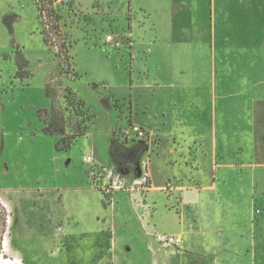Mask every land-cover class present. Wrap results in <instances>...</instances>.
I'll return each instance as SVG.
<instances>
[{
  "label": "rangeland",
  "instance_id": "374dc122",
  "mask_svg": "<svg viewBox=\"0 0 264 264\" xmlns=\"http://www.w3.org/2000/svg\"><path fill=\"white\" fill-rule=\"evenodd\" d=\"M54 16L46 29L35 0H0V264H181L188 251L154 236L198 228L201 264H264L262 51L215 62L207 45L170 46L156 18L130 51L128 0H71ZM108 174L122 190L105 193Z\"/></svg>",
  "mask_w": 264,
  "mask_h": 264
},
{
  "label": "crops",
  "instance_id": "0c3cea01",
  "mask_svg": "<svg viewBox=\"0 0 264 264\" xmlns=\"http://www.w3.org/2000/svg\"><path fill=\"white\" fill-rule=\"evenodd\" d=\"M152 18L165 20L166 27L169 29L171 35L166 42L169 45L171 44L170 46L175 47L177 44H198L205 47L207 45L215 62L217 58L215 54L219 53L223 55L225 53L227 57L226 53L229 54L231 51L230 57L235 58V68H237L236 62L238 57L244 56L240 51L244 52L247 50V53L251 52L249 55L253 56V50L257 48L262 51L261 55L259 53L257 55L261 58L262 63H264V0H128L129 30L125 39L130 40H128L126 46H123L129 47L130 51H132L136 42H144L147 37L145 33L146 29L148 27V30L152 27L154 29ZM154 38L156 37L153 36V45L156 44ZM233 51H235V54H233ZM218 61L220 62H218L219 66H221L222 58H218ZM51 67L47 66L48 73L44 80V85L48 90L50 98L53 90L59 88L55 84L57 78H52L53 70ZM131 104L130 113L133 122ZM259 204L263 214L264 203L259 201ZM261 217L263 216L261 215ZM262 222L264 221L260 219L255 229ZM184 230L178 234H170L180 237L182 241L180 248L170 251L173 254L171 256L176 257L180 255L181 249L185 250V252L187 250L188 253H184L185 256L188 257L189 252L196 253L195 256L197 258L193 264H201L204 256L200 253V248L202 247L199 246V242L197 241L198 236L201 235L200 229L198 228L197 238L194 237V239L190 240L185 238ZM261 233L258 232L259 241L264 239V231ZM254 240L258 243L256 237H254ZM255 242H253V246L255 245V252H253L254 259L255 253L258 254ZM185 256L183 261L179 259L181 260V264H184L188 260ZM215 264H218V262L216 261Z\"/></svg>",
  "mask_w": 264,
  "mask_h": 264
},
{
  "label": "built area",
  "instance_id": "2783aa9c",
  "mask_svg": "<svg viewBox=\"0 0 264 264\" xmlns=\"http://www.w3.org/2000/svg\"><path fill=\"white\" fill-rule=\"evenodd\" d=\"M71 0H35V5L38 9L40 20L44 26V28L48 29V21L50 18L55 17L54 12H56L57 8H64V6H70ZM123 40L120 37H114L112 35H107L105 42L107 44H112L115 48H120L123 45ZM130 131L135 133L137 139L141 142H148L150 140V134L147 131L142 129L137 125H131ZM84 163L94 165V158L91 155H87L83 158ZM145 164H143V168L145 169ZM103 171H107L106 168ZM104 172L98 171H91L90 177L91 182L102 181ZM105 177V176H104ZM110 174H108L106 178V182L103 183V189L105 193L113 194L115 191L122 190L121 186L117 181H113L112 185L110 186ZM138 184H145L146 183V173L142 178V182H137ZM154 241L161 245L164 248L170 247L173 249H178L181 247V238L178 236L173 235H163V234H156L154 236Z\"/></svg>",
  "mask_w": 264,
  "mask_h": 264
},
{
  "label": "flooded vegetation",
  "instance_id": "af4514ba",
  "mask_svg": "<svg viewBox=\"0 0 264 264\" xmlns=\"http://www.w3.org/2000/svg\"><path fill=\"white\" fill-rule=\"evenodd\" d=\"M36 10H37V15L39 16V19H40V15H39V12H38L37 7H36ZM41 24H42V22H41ZM17 58H21V60H22V59L25 60V61L27 62V66H28V61H27V60L21 55V53L18 54V57H15V59H14V64H15V66L18 68V71L16 72L15 76L18 78V77H19V71H22L23 75H24V72H27L26 70H22L21 67H25V68H27V66L18 65V64L16 63V59H17ZM27 74H28V72H27Z\"/></svg>",
  "mask_w": 264,
  "mask_h": 264
},
{
  "label": "trees",
  "instance_id": "16d2710c",
  "mask_svg": "<svg viewBox=\"0 0 264 264\" xmlns=\"http://www.w3.org/2000/svg\"><path fill=\"white\" fill-rule=\"evenodd\" d=\"M16 63L18 64V65H23V66H27V62L25 61V60H21V58H17L16 59ZM24 74L25 75H27V72H24ZM41 112H43V111H38V116L40 117L41 115ZM46 111H44L43 113H45ZM43 122H45V121H43ZM44 129H46V128H44ZM45 131V130H44Z\"/></svg>",
  "mask_w": 264,
  "mask_h": 264
}]
</instances>
